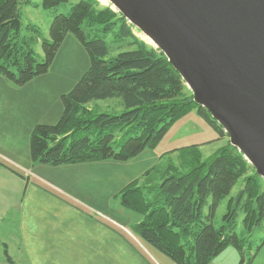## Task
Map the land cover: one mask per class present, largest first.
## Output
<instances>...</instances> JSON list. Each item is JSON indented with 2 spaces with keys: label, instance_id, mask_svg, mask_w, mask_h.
Returning <instances> with one entry per match:
<instances>
[{
  "label": "trees",
  "instance_id": "16d2710c",
  "mask_svg": "<svg viewBox=\"0 0 264 264\" xmlns=\"http://www.w3.org/2000/svg\"><path fill=\"white\" fill-rule=\"evenodd\" d=\"M65 2L41 0V6ZM31 3L0 0L1 74L21 86L47 73L68 33L91 57L87 71L62 95L59 120L34 127L30 150L35 162L59 166L109 158L129 161L155 147L169 126L194 108L204 110L223 132L192 93L186 94L185 80L166 55L136 37L134 27L111 6L100 8L98 0H80L69 13L56 14L49 38L41 39L35 25L29 24L23 32L21 7ZM110 35L115 43L130 38L137 48L107 58ZM40 39L42 59L34 48ZM109 98L120 99L124 110L109 113L88 108L91 102ZM195 150L189 154L192 160L183 161L185 169L170 165L174 171L168 169L159 182L140 185L136 181L122 193L121 205L143 215L133 231L177 264H209L229 245L243 253L247 245L253 248L252 231L264 221L262 178L244 155L231 144L206 160ZM249 170L252 173L246 175ZM244 175V188L230 198L223 223L216 226L213 219L220 202ZM240 211L244 213L242 235L237 231Z\"/></svg>",
  "mask_w": 264,
  "mask_h": 264
},
{
  "label": "rangeland",
  "instance_id": "374dc122",
  "mask_svg": "<svg viewBox=\"0 0 264 264\" xmlns=\"http://www.w3.org/2000/svg\"><path fill=\"white\" fill-rule=\"evenodd\" d=\"M31 1V4H23L21 7L23 32L26 33V27L29 24L35 25L39 28L42 39L49 38L50 23L54 16L60 13H69L72 6L80 0H68V2L52 8L42 7L41 0ZM98 1L100 8L111 6L113 10L117 11L109 1L108 3L102 0ZM36 3L38 5L35 6ZM133 34L145 41L148 46L156 48L152 42L144 39L145 35L138 28L134 27ZM41 39L34 46L40 59L44 57ZM106 41L109 45L107 58H113L122 51L137 48L130 38L115 43L110 35ZM90 58V54L83 44L72 33H68L48 72L34 78L30 85L25 86L24 92L27 95L35 96V102L28 103L29 125L32 123L31 111L33 109H35V124H53L59 120L64 110L62 95L68 93L87 71L91 62ZM185 86L186 94H191L192 91L187 84ZM20 94L23 93L20 92ZM88 108H96L109 113H120L124 110L122 102L118 98L94 101L88 105ZM228 144H230V138L225 130L223 129L221 132L219 128L215 127L204 110L200 111L199 108H194L174 121L155 147L145 149L143 154L127 162L109 158L81 164L50 165L48 173L44 172L43 176L51 181L49 188L58 191L56 195L73 203L77 208H89L91 211L89 217L94 219L91 222H97L100 233H105L104 228L111 232L113 229L116 236L124 239L125 243H129L132 253L139 255L140 248L135 244H130L125 238L123 230L124 227H128L126 229L131 237L141 239L133 231L132 226L142 220L143 215L121 205L124 188L136 181L140 185L149 184L150 181L153 183L155 180L159 182L161 177L167 175L166 171L168 169L170 171V165L181 170L185 169L183 161L192 160V155L189 154H194L196 148L201 153L202 160H206ZM174 169L171 171L173 172ZM146 171L148 172L146 173ZM250 173L252 170H249L246 175ZM27 174L29 173L27 172ZM246 175L238 180L229 196L220 202L213 219L216 226L223 223V216L228 211L230 198L236 197L239 191L244 188ZM261 187V190H264L263 178ZM243 219L244 213L240 211L237 222V231L240 235L244 229ZM74 221L68 219V223ZM78 225L80 226V224ZM91 228L92 226L82 225L83 237H89ZM251 235L253 248L247 245L241 253L233 245H229L214 257L215 260L219 264H264V221L253 229ZM139 241L143 244L142 247L147 248L151 254L154 252V247L147 245V242L145 244L143 240ZM104 244L102 254L110 260L107 261V264H135L138 262L135 255H131V262L127 261L126 252L117 243L105 242ZM68 263L76 264V261L72 260Z\"/></svg>",
  "mask_w": 264,
  "mask_h": 264
},
{
  "label": "water",
  "instance_id": "95a60500",
  "mask_svg": "<svg viewBox=\"0 0 264 264\" xmlns=\"http://www.w3.org/2000/svg\"><path fill=\"white\" fill-rule=\"evenodd\" d=\"M264 179V0H108Z\"/></svg>",
  "mask_w": 264,
  "mask_h": 264
},
{
  "label": "crops",
  "instance_id": "0c3cea01",
  "mask_svg": "<svg viewBox=\"0 0 264 264\" xmlns=\"http://www.w3.org/2000/svg\"><path fill=\"white\" fill-rule=\"evenodd\" d=\"M30 82L19 86L0 73V264H107L105 242L122 247L129 262L135 255V264H177L152 246L151 254L124 227L125 238L140 248L139 255L132 253L113 229L115 233L104 227L105 233L98 231L89 208H77L49 188L51 181L43 173L50 165L35 162L30 150L34 126L42 124H35L33 109L29 125L28 105L35 96L24 90ZM82 225L92 226L89 237H83ZM209 264L219 263L214 258Z\"/></svg>",
  "mask_w": 264,
  "mask_h": 264
},
{
  "label": "bare ground",
  "instance_id": "6f19581e",
  "mask_svg": "<svg viewBox=\"0 0 264 264\" xmlns=\"http://www.w3.org/2000/svg\"><path fill=\"white\" fill-rule=\"evenodd\" d=\"M102 1L105 2V3H108V0H102ZM144 39H148L150 42L153 43V41L146 35L144 36Z\"/></svg>",
  "mask_w": 264,
  "mask_h": 264
}]
</instances>
